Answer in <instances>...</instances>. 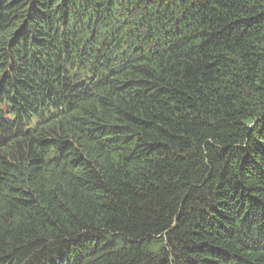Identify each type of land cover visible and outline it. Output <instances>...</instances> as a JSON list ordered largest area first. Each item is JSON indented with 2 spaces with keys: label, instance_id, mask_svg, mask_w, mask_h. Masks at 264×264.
<instances>
[{
  "label": "trees",
  "instance_id": "1",
  "mask_svg": "<svg viewBox=\"0 0 264 264\" xmlns=\"http://www.w3.org/2000/svg\"><path fill=\"white\" fill-rule=\"evenodd\" d=\"M0 264H264V0H0Z\"/></svg>",
  "mask_w": 264,
  "mask_h": 264
},
{
  "label": "bare ground",
  "instance_id": "2",
  "mask_svg": "<svg viewBox=\"0 0 264 264\" xmlns=\"http://www.w3.org/2000/svg\"><path fill=\"white\" fill-rule=\"evenodd\" d=\"M23 124H25V125H26V127H27V122L23 121Z\"/></svg>",
  "mask_w": 264,
  "mask_h": 264
}]
</instances>
